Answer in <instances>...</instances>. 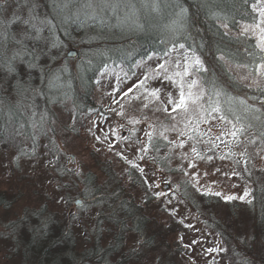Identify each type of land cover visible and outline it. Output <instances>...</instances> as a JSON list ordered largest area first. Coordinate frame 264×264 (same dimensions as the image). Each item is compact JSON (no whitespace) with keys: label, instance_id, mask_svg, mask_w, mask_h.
I'll use <instances>...</instances> for the list:
<instances>
[{"label":"trees","instance_id":"16d2710c","mask_svg":"<svg viewBox=\"0 0 264 264\" xmlns=\"http://www.w3.org/2000/svg\"><path fill=\"white\" fill-rule=\"evenodd\" d=\"M62 1L36 0L40 19L51 20L55 25L44 26L40 41L25 40L32 53L25 56V61L38 57L34 61L36 66L29 68L27 63L18 62L16 74H9L0 63V151L14 152L18 160L34 158L41 149L45 154L56 155L60 152L52 132L56 108L68 105L74 119L81 124L102 112L96 92L103 72L119 71L130 78L149 57L165 59L178 49L199 56L209 69L193 72L204 90V113L208 116L214 113L211 106L218 101L223 114L233 123L234 112L246 126L245 133L238 136L246 144L245 150H264V135H261L264 92L240 79L239 71L247 74L246 70L234 68L235 63L251 59L247 52L255 51L254 38L237 34L241 25L253 23L250 5L255 0L247 3L245 0H160L159 13L151 11V0H107L109 7H102V0H92L93 8L86 7L89 0H72L63 11ZM20 4L22 0L19 3L7 0L0 19L27 18L28 8ZM180 5L187 9L184 17L177 15ZM214 13L228 19H216ZM107 18H113V23L107 24ZM223 23L228 24L227 29L221 26ZM11 31L20 38L27 29L14 23ZM15 47L10 46L8 57ZM72 49L78 52L76 59L67 58ZM221 55L229 61L231 72L218 61ZM240 101L251 106L250 110L246 111ZM248 124L251 128H247ZM253 139L256 142L250 143ZM169 146L162 138L147 141L146 148L163 169L169 160L161 154L168 152ZM251 172L257 175L256 171ZM103 174L104 179L89 172L82 181L78 180L83 188L80 192L65 181L58 182L65 191L67 204L72 206V191L84 203L82 208H77L82 209L80 212L90 209L96 214L85 249L79 247L77 240L81 216L55 209L54 202L45 201L34 207L25 203L21 215L8 222L1 235L12 246V257L21 258L23 264H129L145 261V257L152 255L153 261L148 263V260L147 264H187L186 250L180 243L186 228L171 215L162 221L150 213L155 199L142 175L128 169L132 189L137 188L141 193L142 200H138L111 165L103 168ZM184 184H181L184 199L224 244L220 256L225 251L224 257L230 264H264V255L257 254L260 248L264 249V180L253 189L251 204L238 200L223 202L217 196L202 195L188 188L184 191ZM3 191H0V207L10 209L15 201L24 200L21 194L15 196ZM215 204L227 207L230 218L239 213L248 215L252 223L249 238L230 233L228 220L208 210ZM107 226L113 232L106 243L103 233ZM130 234L139 239L136 249L126 248Z\"/></svg>","mask_w":264,"mask_h":264},{"label":"rangeland","instance_id":"374dc122","mask_svg":"<svg viewBox=\"0 0 264 264\" xmlns=\"http://www.w3.org/2000/svg\"><path fill=\"white\" fill-rule=\"evenodd\" d=\"M51 1L55 3V0ZM105 22L112 24L113 18H107ZM241 26L237 34H241ZM248 36L256 40L251 34ZM71 51L77 52L75 49ZM191 56L178 49L172 51L165 59L152 57L140 63L130 78L119 71L103 72L98 80L96 92V102L102 108L100 114L91 115L79 124L68 105L62 109L56 108V121L52 131L59 144L60 152L55 153L56 155L45 154L41 149L34 158L18 160L14 152L0 151V189L15 196H24V200L15 201L10 209L0 207V264H23L21 258L12 257L14 250L6 242L7 238L1 235L4 233V226L21 215L26 204L34 207L45 201L54 202L55 209L69 215L81 216L80 236L77 240L79 247L85 249L86 242H89L87 234L96 214L90 209L80 212L82 209L79 211L74 202L82 199L72 191V206L67 204L65 191L59 187L58 182L65 181L75 191L80 192L83 190L80 181L89 172L104 179L103 168L107 164L112 166L126 188L135 194L138 200H142L140 191L137 188L132 189L127 178L128 169H135L142 175L154 195L155 205L151 207L150 213L162 221L171 215L184 225L186 231L180 237V243L186 250L187 264H230L224 257L225 251L222 257L220 256L224 244L184 199L181 184L185 182L184 191L187 188L193 189L202 195L217 196L215 193L219 192L221 195L217 197L223 202L228 201L225 199L227 196L247 202L252 199L253 189L264 180V150H245L246 144L241 142L243 140L237 144L238 137L234 138L229 134L231 125L220 120L216 113L208 116L199 109L188 114L179 110L172 112V104L167 102L166 94L172 92L175 99L178 95L175 86L163 80L162 74L160 79H153V76L160 73V64H165L169 75L183 71L190 63L186 57ZM239 75L241 79L247 74L239 71ZM184 79L186 83L189 80H198L193 74ZM141 81H145L143 87H140ZM244 81L250 85L252 78ZM156 88L160 89L159 101L149 94ZM165 108L168 109L167 112L164 111ZM161 132L167 139L160 135ZM149 134L151 140L162 138L170 144L168 152L161 154L162 158L167 157L169 160L165 169L146 148L147 141L150 140ZM193 147L196 152L192 151ZM139 169H143V172ZM251 171H256L257 175L254 176ZM249 174L255 177V181ZM21 177L23 180L20 181ZM246 191H250L251 196L245 197L244 200L239 199ZM208 210L217 217L228 220L230 233L236 236L246 235V238L251 235L252 223L248 215L239 213L230 218V210L222 204L212 205ZM108 228L110 227L107 226L106 232L105 229L102 230L105 232L103 235L106 243L113 232ZM138 246L139 239L135 235H128L126 248L136 249ZM209 249L217 251L210 252ZM257 254L263 256L264 249L260 248ZM151 256L145 257V261L129 264H147L148 260V263H151Z\"/></svg>","mask_w":264,"mask_h":264},{"label":"snow or ice","instance_id":"6c2138e0","mask_svg":"<svg viewBox=\"0 0 264 264\" xmlns=\"http://www.w3.org/2000/svg\"><path fill=\"white\" fill-rule=\"evenodd\" d=\"M7 3V0H4L3 3H0V11L4 10V5ZM19 3V0H18ZM72 3V0H63V5L61 10L68 8ZM245 3H247V0H245ZM19 6L21 7H27L28 8V16L27 18H23L21 16H14L11 20L4 21L0 19V63H2V66L6 68L9 74H16L17 71V63H27V66L29 68L35 67L34 61L38 59V57H33L32 61H25V56L32 55L31 52H29L28 46L25 43V40H32V41H40L42 37V33L44 31V26H48L50 28L55 27V25L52 24L51 20H41L38 12L39 5L36 2V0H22V4ZM60 7V5H57ZM102 7H109V4L107 0H102L101 3ZM86 7L93 8L92 0H89ZM151 11L155 13H159L160 11V0H151ZM179 12L177 13L178 16L184 17L187 14V9H185L182 5L178 6ZM251 12L253 15V23L245 24L241 26V34L244 36H248L251 34L256 38L254 49L255 51L247 52V56L251 59L248 62L243 63H235L234 68L240 69V70H246L247 75H244L241 77L242 80H248L250 77L252 78V83L248 85L249 87L255 86L260 91L264 92V0H255L250 5ZM214 18L216 19H223L227 20L228 17L224 16L221 17L219 14L214 13ZM14 23H19L24 26V28L27 29V31H22L20 34V38H17V35L15 32L11 31V25ZM223 28L227 29L228 24L223 23L221 25ZM137 27L142 28V25H137ZM7 28V31H3L2 29ZM16 46L15 48H11L12 55L10 57L7 56V51L9 50L10 46ZM56 45L53 44V47ZM181 48H183V45H180ZM149 59H152V57H149ZM187 60L190 61V63L183 69V71H177L174 72L172 75L168 74V70L165 67V64H160L159 69L160 73H157L155 76H153V79H160L162 74V79L167 80L170 85H174L175 89L178 93L177 97L173 99L172 92H168L166 94L167 102L172 104V112L182 111L185 114H188L196 109H199L200 111H205L203 108V104L200 103L203 100L204 97V90L203 87L200 85V82L198 80H189L187 83L185 82V77H190L193 72L195 73H203L209 71L208 68L205 67V62L196 55H193L191 57H186ZM218 61L221 63V65L225 68L226 71L231 72L232 67L229 66V61L225 58V56L221 55L218 58ZM177 67H179V64H177ZM253 73H255V76H253ZM148 78L146 77L145 80ZM145 81L140 82V87L144 86ZM195 89V91H194ZM131 91V89H129ZM152 97H154L157 101L160 100V89L156 88L151 90L149 93ZM125 95H128V93H125ZM217 96L220 95L219 92L216 93ZM139 99V97H137ZM241 104H244L245 110H250L251 106H247L245 101H240ZM147 107V105H145ZM159 110V109H157ZM254 111H259V109H251ZM164 111H168L167 108L164 109ZM211 112L214 113H221L219 116V119L222 121H226L228 124L231 125V130L229 131V134L236 138L239 135H242L246 131V126L241 123V117L239 115H236L234 112L232 113L235 123H233L232 119H229V117L225 114H223V108L220 105V103L217 101L214 105L211 106ZM122 114V113H121ZM174 119V117H173ZM256 119H259V117H256ZM135 123H139V121H134ZM187 123L185 127H187ZM247 128H251V124L247 125ZM167 130V129H166ZM195 130V129H194ZM186 134V133H182ZM161 136L164 137V139H167L166 136H164V133H160ZM261 135H264L262 133ZM150 140H151V134H149ZM189 139H193V137H189ZM219 139V137H217ZM237 144L240 143V141L237 139ZM256 140L253 139L250 141V143H255ZM182 146V144L180 145ZM145 150L146 149H142ZM193 152H196V148L193 147ZM199 157V153H196ZM243 155V153H241ZM203 159V157H200ZM209 159H211L209 157ZM134 167H138L137 165H133ZM141 172H143V169H139ZM215 195L220 196L221 193L217 192ZM251 192L246 191L244 193V196L239 197V199L244 200L245 197H250ZM226 200L231 201L236 199L234 196H227L225 197ZM247 202L249 204L252 203L251 199H248ZM193 243H196V241H193ZM208 251H217V249H209Z\"/></svg>","mask_w":264,"mask_h":264},{"label":"water","instance_id":"95a60500","mask_svg":"<svg viewBox=\"0 0 264 264\" xmlns=\"http://www.w3.org/2000/svg\"><path fill=\"white\" fill-rule=\"evenodd\" d=\"M78 57V53L76 52V51H70L68 54H67V58L68 59H76ZM166 189H168L167 187H166ZM74 205H75V207H77V208H81L83 205H84V203H83V201H81V200H76L75 202H74Z\"/></svg>","mask_w":264,"mask_h":264}]
</instances>
